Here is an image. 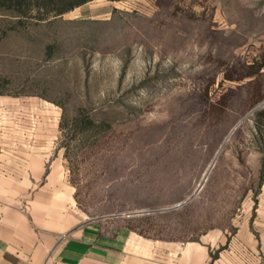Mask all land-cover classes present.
<instances>
[{
    "label": "rangeland",
    "instance_id": "obj_1",
    "mask_svg": "<svg viewBox=\"0 0 264 264\" xmlns=\"http://www.w3.org/2000/svg\"><path fill=\"white\" fill-rule=\"evenodd\" d=\"M17 21L0 10V96L57 106L52 177L84 223L130 225L162 258L200 245L264 264V0H91ZM26 178L0 174V202H25Z\"/></svg>",
    "mask_w": 264,
    "mask_h": 264
},
{
    "label": "crops",
    "instance_id": "obj_2",
    "mask_svg": "<svg viewBox=\"0 0 264 264\" xmlns=\"http://www.w3.org/2000/svg\"><path fill=\"white\" fill-rule=\"evenodd\" d=\"M2 123L13 129L0 135V174L28 176L25 202H0L4 264H228L212 261V249L200 245L174 249L162 258L159 248L145 246L128 225L110 234L99 222L84 223L53 181L65 170L56 148L54 103L0 96V129ZM42 176H47L43 184Z\"/></svg>",
    "mask_w": 264,
    "mask_h": 264
},
{
    "label": "trees",
    "instance_id": "obj_3",
    "mask_svg": "<svg viewBox=\"0 0 264 264\" xmlns=\"http://www.w3.org/2000/svg\"><path fill=\"white\" fill-rule=\"evenodd\" d=\"M89 1L91 0H0V10L15 17L18 23H22L26 17L45 19L51 15L63 14ZM256 124L264 140V108L257 111Z\"/></svg>",
    "mask_w": 264,
    "mask_h": 264
},
{
    "label": "water",
    "instance_id": "obj_4",
    "mask_svg": "<svg viewBox=\"0 0 264 264\" xmlns=\"http://www.w3.org/2000/svg\"><path fill=\"white\" fill-rule=\"evenodd\" d=\"M191 198H192V196H191L190 198H188L187 200H185V201L179 202V203H177V204H175V205H173V206H171V207L164 208V210H166V209H171V208H175V207H179V206H181V205L187 203Z\"/></svg>",
    "mask_w": 264,
    "mask_h": 264
}]
</instances>
